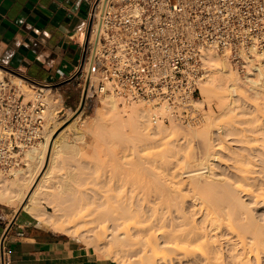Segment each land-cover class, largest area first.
<instances>
[{
    "label": "rangeland",
    "instance_id": "rangeland-1",
    "mask_svg": "<svg viewBox=\"0 0 264 264\" xmlns=\"http://www.w3.org/2000/svg\"><path fill=\"white\" fill-rule=\"evenodd\" d=\"M209 55L208 75L198 85L200 94L197 99V107L200 112V117L199 120L194 124H186L174 120L155 123L152 121V115L155 114V112H161V110L154 109L150 105L143 102L121 104L115 97L111 95L109 96L114 99V102H111L112 99H110L108 95H102L99 97H93L92 99L87 100L86 104L82 105V100L80 99V89L77 85V81H73L66 90L69 96V100L75 101L77 103L76 106L69 110H66L65 114L58 118L56 115V111L61 106L60 99L55 97L56 95H50L51 93L46 91L48 95V103L50 104L55 102V111L53 110L52 115L50 116L52 118H49L48 111L50 110H48L47 108V121L45 126L46 132L45 139L43 141H45L46 137L51 134V136H57L60 140L67 142L71 146V148L68 150L56 152L53 157L54 162L51 164L53 179H50L42 185V199L40 201V204L44 207L45 211L48 212L52 220V223H47L48 225L46 224L47 226L51 227L52 229H56V227L70 228L73 233H68L69 235L75 237L86 247L95 251L98 256L102 257L108 264H118V260L116 261V259H119L118 257H127L128 260L132 261H126L124 262V264H143L144 262V264H147L150 260V264H152V258L154 257L153 264H156V258L158 253L160 252L159 248H156L155 256H153V254H151V250L148 249H145L142 252V248L145 246V243H141L142 246H140L141 244H137L139 245V248L136 247L137 249H133L132 251H130L131 248H134V245L136 244L131 245L129 244V241L125 242V240L122 243L111 242V236L115 232V229L112 227V223L109 220L105 219L104 217H100L93 211H86L84 212V215L80 217L70 216L69 213H71L79 203L78 201L81 197L78 198V196H81L80 194L82 193V191H86L88 193L87 195L91 194L93 191H97L98 188H101V186L104 185L102 179L106 181V184H108V172L113 173L114 171L116 172L117 170H119L120 172L118 171L119 173L117 174L126 175V172L128 170V173H131L132 170H130L129 168L132 169V166L129 165H134V163H127L129 164L128 167L126 162H131L132 160L129 159H134V157L141 155L139 156L140 158H143L140 159V161H142L141 164L145 163L144 160L147 161L145 164H143L144 168H148L150 170L151 168H155V166L157 167L154 169L155 171L150 170L151 172L153 171L156 174V176L151 177V179H153L152 181L148 179L149 181H151V184L148 181H145L144 183V185L147 184V186L149 187H145V189H149L145 190L146 202L148 201L147 203H149L150 201V205L145 202V204L147 205L144 206L149 207L144 208L148 209V212H151V205H158L160 207L161 204H164L166 202L160 200L161 197L158 196V194H154V189L155 187H157L156 181H158L159 179L164 181L168 180L165 181V183L167 182L169 184H174L179 188V191L181 190L183 192H187V194L185 193L186 195L184 200L187 207H190V209L188 208L191 211H189V214L192 215L195 204L200 203L202 198L194 199L192 197L193 192L189 183L184 180L185 177L183 173L186 172V170L189 171L191 169L197 168L194 166H199L200 168L209 163L208 171L210 172L207 171L204 174L207 175L208 173L212 174V172H214V178L216 180L218 179L217 181H222L221 178H224L223 175H225L226 172H229V170L224 169L226 168V164L224 163H229L230 160L232 161L236 156H238L236 153L235 155L234 152L244 150V153H247V148L244 147L245 142L243 144L236 142L235 138L237 137V135L234 134L232 136L231 134H228L230 131L225 130L227 129L225 128L226 125L238 124L241 125L242 128L244 126L246 127V129L243 128V130L246 132V134L248 133V137L251 134L250 132H252L251 136L253 134H256L257 136V134H259V136L257 137H259L260 140L257 142H264V60L253 63V65L263 68V73L262 75L260 74V77L258 73H256L257 70L253 69L252 72H250L249 66L247 71L241 73L235 70L227 60L223 62L221 61V58ZM224 72L229 75L228 78L225 77ZM15 75L19 76L17 74ZM9 77L17 84L18 90L20 92L27 95H31L33 93V89L27 82L19 80L13 75ZM229 78L232 80L229 81ZM202 83L206 84L208 86V89L213 90H201ZM232 83L236 86L235 90H230V88H227V86ZM129 104L134 106V109H136L138 115L142 112L141 110L146 111L147 109L148 111H150V115L149 112L146 111L148 112V121L150 122V128H145L144 130L141 129L140 132H136L130 130L131 127H129V129H126V127L122 128L116 125L117 127L111 126L109 128V125L104 124V117L106 115L109 116L114 108H117V110H119L123 114L124 118H126L130 113V107H128ZM127 112L129 113L127 114ZM100 113H103L104 115L98 117L100 116ZM138 118L141 121L144 119H141V117ZM258 124L260 126H258ZM251 127H253L255 131H253ZM140 133L144 134L143 136L145 137L140 136L142 138H137L136 136L141 135ZM225 133L227 135H225ZM208 136L210 137V142H213L212 144L215 146V148H220L219 150H217L218 152L215 153L216 157H214L216 159L214 160L213 157H210V159L208 160L205 159L204 156L206 148L204 147V139L206 137L208 138ZM233 137L235 138L231 139ZM251 138L253 139L252 141ZM251 138L250 143L252 144L254 142L255 144L256 139H254L253 136ZM226 145L229 150H227ZM257 148L259 147L257 146ZM133 154H135L136 156ZM129 155L132 157H130ZM122 157L127 158L128 161L122 160ZM24 159L26 163L29 162L26 154L24 155ZM117 159L121 161L119 162ZM49 160V155H47L43 164L34 173L32 183L27 189L26 194L31 191L34 184L39 180L40 176L46 169L45 167L49 165ZM151 164H153V166ZM145 165H147V167ZM159 166L163 169V171H161L162 169H158ZM123 168L127 170L125 171V169ZM133 169H135V166ZM123 170L125 172H123ZM157 170L159 172H157ZM169 170L174 171L169 172ZM68 171H73L77 174L75 175V178L72 182L73 189L69 192H61L57 188V183L54 180L59 177H64ZM164 171L166 173L169 172L170 174L166 175V173H164L165 175L163 176L162 172ZM172 172L177 173L178 175H174V173L172 175ZM181 172L183 173L181 174ZM19 175L20 173L16 176ZM111 175L113 174L109 175L110 178H112ZM157 175L162 176L163 178ZM169 175H171L172 177H170ZM16 176L12 178H0V190L5 188L6 185L10 184V182ZM114 177L117 178L118 176ZM158 177L159 179H155ZM153 181L156 182L154 183L156 184V186H154ZM106 184L105 186H103V188L107 187ZM218 184L217 185L221 188V184ZM216 187L215 189H217ZM220 188L218 187L219 190ZM151 190L154 191L152 192ZM147 191H149V194H147ZM200 193L201 194H197H199L200 196L211 195V193L207 194L206 191H200ZM190 196L192 199L190 198ZM156 197L158 198L156 199ZM12 199H15L19 203L20 207H22V202H25L24 200L21 202L17 197H12ZM241 199L244 202L242 205L240 202L238 203L239 205H241L239 206V208H244V210L249 213V219L253 220H249V227L256 232L264 234V202L260 200L255 201L254 198H246V196L240 197V200ZM159 200L160 202L162 201L164 203L158 202ZM167 203L170 202L167 201ZM52 205L56 206V213L63 214L61 217H59V215H52ZM166 205H161L162 208H158L156 206L157 211L154 208L152 210V212L155 210L154 214L150 213L151 215L149 213L145 214L147 212L144 211V219H146V223H151L153 229H155L158 225L157 218L158 216L163 214V211L161 210L162 212L160 213V215L156 213H159L160 209H164ZM189 205H194L192 207L193 209ZM171 208L168 207L167 210ZM170 211H173V209L169 210L168 212ZM222 213L224 216L222 223L226 225L225 229L223 228L220 231L221 234L219 233V231H216L217 233H219V235L215 232L211 233L212 240L215 241L214 244L218 243L217 248L219 247V251H222L223 253L221 254L223 255L222 263L233 264V258L231 257L233 254L238 258L243 256L239 245H237V238L234 236V232H231V227H236L234 225H237L238 221L232 214L225 212ZM170 214L172 213L170 212ZM170 214L165 213L166 216H170ZM196 218L198 222H201V225H203L201 217L197 216ZM228 224L231 226H229ZM246 240L251 239L248 238ZM118 243L119 245L118 247H116ZM124 243L128 244L125 246ZM119 246H124L122 248H128L121 249ZM135 250H138V252ZM124 251H126V254L129 255L124 254ZM119 252L125 256H121L122 254H120ZM130 252L133 253L131 254ZM253 252H255V254ZM253 252L251 254L250 252H248L250 254V259L254 260V262L252 260V264H264V253L260 250L258 252ZM256 254L258 256H255ZM132 256L133 259L130 258ZM254 256L256 258L258 257L256 261ZM115 257L117 258L115 259ZM135 257H137L138 259L139 257H142L143 262L139 261L140 263H136L138 259ZM172 264L179 263L173 262Z\"/></svg>",
    "mask_w": 264,
    "mask_h": 264
},
{
    "label": "built area",
    "instance_id": "built-area-1",
    "mask_svg": "<svg viewBox=\"0 0 264 264\" xmlns=\"http://www.w3.org/2000/svg\"><path fill=\"white\" fill-rule=\"evenodd\" d=\"M80 45L73 80L83 104L111 95L161 110L155 123L194 124L209 54L241 73L264 60V0H93ZM8 75L16 76L0 66V178L19 174L26 150L45 139L54 89L23 77L27 95Z\"/></svg>",
    "mask_w": 264,
    "mask_h": 264
},
{
    "label": "bare ground",
    "instance_id": "bare-ground-1",
    "mask_svg": "<svg viewBox=\"0 0 264 264\" xmlns=\"http://www.w3.org/2000/svg\"><path fill=\"white\" fill-rule=\"evenodd\" d=\"M211 55L214 56L213 54H210L209 56ZM208 60L209 58H207V61ZM221 61L225 62V59L221 58ZM253 69L257 70L256 73H258V75L261 77L263 73V68L253 65V63H249V71L252 72ZM224 75L227 78L229 76L227 75L226 72H224ZM15 77H17L19 80H22L19 76H15ZM231 80L232 79L229 78V81ZM235 87L236 86L233 83L227 86V88L228 89L230 88V90H235ZM201 90L207 91V90H213V89H208V86L202 83ZM109 98L112 99L111 96H109ZM113 100L114 99H112L111 102H114ZM54 103H50L48 105V110H50L48 111L49 118H52L50 116L52 115V112L55 108ZM130 104H133V103H130ZM130 104L128 106L130 107L129 108L130 113L127 112V114L128 113L129 114L127 115L126 118H124L123 114L119 110H117V108H114L112 113L109 116L106 115L104 117V120H103L104 124L109 125V128L111 126H116V125L122 128L126 127V129H129V127H131L130 130L136 131V132L137 131L140 132L141 129L144 130L145 128H150L149 126L150 122L148 121L149 119L148 112L150 115V111H148L147 109L146 111L148 112H146L145 110H141L142 112L138 115V112L136 111V109H134V106ZM99 115L100 116L98 117H101L104 114L100 113ZM138 117H141V119L142 118L144 119L141 121ZM240 126L241 125H238V124L237 125L235 124L226 125L225 128L227 129L225 130H229L231 133L229 132L228 134H231L232 136L234 134L237 135L236 138L235 137L231 138V139L235 138L236 142H239L242 144L244 142L247 143V144L244 143V147L247 148V153H244V150L234 152V154L236 153L238 156H236L234 159L231 158L233 160L232 161L230 160L229 163H224L226 164V168L224 169L229 170V172L228 173L226 172V174L224 172L225 175H223L224 178H221L222 181L221 180L217 181L218 179L216 180L214 178V174H213L214 172H212V174L211 173H208L207 175L204 174L209 170L208 169L209 163L200 168L199 166H194L197 168L191 169L189 171L186 170V172L184 173L181 172V174L182 173L184 174V177H185L184 180L187 183H189L191 187V190L193 192L192 197L194 199L202 198L200 203L195 204L194 209L192 208L194 205L193 206L189 205L193 209L192 215L189 214L190 207H187L185 200H184L187 192H183L181 190L180 192L179 188L176 187L174 184H169L167 182L165 183V181H168V180H165V181L161 180L159 179V177H162V176L157 175L159 177L155 179H159L160 181L159 180L156 181L157 183L154 182L155 180L153 181V184L154 183L157 184V187H155V189L152 187L155 190V191L153 190L155 192L154 194H158V196L161 197V199L159 198L160 200L166 201L165 203L161 201L162 203H164V204H161L162 206L166 204H169V205H166L164 209H160L159 213L155 212L156 214L160 215V213L163 211V214H161L157 218L158 225L156 226L155 229H153V227L151 226V223H146V219H144L145 218L144 211L147 212L145 214H148V213L154 214V211L156 210V206L158 208H162L161 205L160 207L158 205L156 206L151 205L150 210L151 209L153 210L154 208L155 210L153 212L152 210L151 212H148V209H145V208H148L149 206L148 207L144 206L147 204L150 205V201L149 203H147L148 201L146 202V197H145V190H149V189H145V187L147 188L149 187L147 186V184L144 185V183L145 181L146 182L148 181L150 183L153 180L151 179V177L156 176L155 172L153 171H155L154 169L157 167L155 166V168H151L153 166V164H151L152 166L150 167L151 168L150 170H153L152 172L148 168H144L143 164H145L147 161L144 160L145 163L141 164L142 161H140V159L142 157L141 158L139 157L141 155L136 156L135 154L133 155H135L137 158L134 157V159L133 158L129 159V160H132L133 162L132 161L130 162L127 160V158H125L128 156L121 158L122 160L128 161L126 162V164L134 163V165L127 164V166L128 165L132 166V169L129 168L130 170H132L131 173H128V170L125 169L127 166L123 168L125 169V171L127 170L126 175L117 174L120 172L119 170H117L116 172L112 171L113 173L108 172L107 183L109 185L106 184L105 183L106 181L102 179V181L104 182L103 183L104 185H102L101 188H103L105 184L107 185V187H104L103 189L98 188L97 191H93L89 195H87L88 193L86 191H82V193L80 194L81 196H78V198L81 197L78 201L79 203L73 209V211L69 213V215L74 216V217H80V216H83L84 212L86 211H89V212L93 211L100 217H104L105 219L109 220L112 223V227L115 229V232L111 236V242L122 243L125 240V242L129 241V244L131 245L136 244L134 245V248H131V250L128 249L130 251H132L133 249L139 248V245L137 244L145 243V246L142 248V252L145 249L151 250V254H153V256L156 255L155 253L156 248H159L160 252L158 253L157 258H156L157 259L156 264H172L173 262H177L179 264H182V263L183 264H223L222 263L223 255H221L223 253L222 251H219V247L217 248L218 243L214 244L215 241L212 240L211 233H214V232L217 233L216 231H219L220 233V231L223 228L225 229L226 225L222 223L223 217H224L222 212L230 213L238 221V224L234 225L236 227H233V226L231 227V232H234L233 234L237 238V241H238L237 245H239L242 251L241 253L243 255L240 258H238V257H235L233 254L231 256L233 258V264H252L253 259L252 260L250 259V254L253 251L258 252L260 250L264 253V234L256 232L255 230H252L249 227L248 224L250 223V221H253V220H250L249 213H247L246 210H244V208H239V206H241L244 202L242 199L240 200V197L242 196H246V198L251 197V198H254L255 201L260 200L264 202V142L263 143L257 142L260 140L259 137H257L259 136V134H257V136L256 134L255 135L253 134L252 136L254 139H256V141H255V144L254 142L251 144L250 138L252 137L251 136L252 132H250L251 134L248 137L247 135L248 133L246 134V132L243 130V128L246 129V127L243 126L242 128V126L241 127ZM258 126L260 125L258 124ZM251 128L253 131H255L253 127ZM226 133L225 135H227ZM143 135L144 134H141L136 137L137 138L145 137ZM252 140L253 139L251 138V141ZM212 143L210 142L209 136L208 138L206 137L204 139V147H206L205 154H204L205 159L209 160L210 157H213V160L216 159L215 153L218 152L217 150H219L220 148L219 147L215 148V146ZM257 146L259 148H257ZM70 148L71 146L67 142L60 140L57 136L53 137L51 136V134L48 135L45 141L38 142L35 146L26 150L25 154L29 162L26 163L27 165L25 168L21 169V171L19 172L20 175L16 176L10 182L9 184L10 187L9 186L7 187L11 189V192H13V189L15 188L18 189L20 191L19 194H20L21 199H23V197L25 199L24 208L29 210L32 214H34L36 217H38L41 221L45 223L50 224L52 223V220L48 212H46L44 207L41 206L40 204L41 203L40 201L42 199L41 198L42 185L45 182L49 181L50 179H53V171L51 170V164L54 162L53 157L56 154V152L68 150ZM226 148H227V145H226ZM49 150H50V154H49ZM227 150L229 149L227 148ZM47 155H49V159H50L49 165L45 167L46 169L40 176L39 180L34 184L31 191L24 196V193H21L22 189L29 188V186L32 183L33 177H34V173L43 164L45 157ZM118 161L120 162L121 160H118ZM224 161H227V160H224ZM134 166H135V169H133ZM145 166L147 167V165ZM158 169L161 170L162 168H160L159 166ZM125 171L123 170V172ZM161 171H163V169ZM170 171H174V170H169V172ZM157 172L159 171L157 170ZM169 172L166 173L164 171L162 172L163 174L162 173L161 174L164 176L165 175L164 173H166L167 175V174H170ZM173 173L174 172H172L171 174L173 175ZM110 174H113L111 175L112 178L109 177ZM75 175H77L76 172L74 173L73 171H68L64 177H59L55 179L54 181L57 183V188L61 192L71 191L73 189L72 182L75 178ZM174 175H178V174L174 173ZM114 176H118V177L116 178ZM169 176L172 177L171 175ZM148 179H150L151 181H149ZM218 183L221 184V188L220 186H218L219 185ZM156 184H154V186H156ZM216 186H218L220 190ZM215 187L218 190L215 189ZM200 191L201 192L206 191L207 194L211 193V195H207V196L201 195L200 196L199 195L201 194ZM147 192H148L147 194H149V191ZM10 197L11 195H7V199L4 196L2 197L1 190H0V200H8V198ZM157 198L158 197H156V199ZM160 200L158 202H160ZM167 201L170 203H167ZM145 202L147 204H145ZM239 202L241 203V205L238 204ZM168 207L173 209V211H170L172 214L168 212L169 210H171V209L167 210ZM52 208H53L52 209L53 216L59 215V217H61L63 215L62 213H56L57 208L55 205H52ZM164 210H167V211H164ZM165 213H169L170 216H166ZM196 215L198 217H201L203 225H201V222L200 223L198 222ZM56 230H59V231L61 230L67 233H73V231L70 228L56 227ZM219 233L217 234L219 235ZM248 238L251 240H246ZM127 244L124 243L125 246ZM118 245L119 243L116 245V247H118ZM140 246H142V244ZM119 247L121 249L128 248V247L122 248L124 246H119ZM235 247H238V246H235ZM135 251L138 252V250H135ZM124 252H125L124 254L127 253L126 251ZM248 252H250V254ZM130 253L132 254L133 252H130ZM253 253L255 254V252ZM126 255H129V254H126ZM121 256H125V255L122 254ZM255 256H258V255L256 254ZM255 256L254 258L256 261L258 257L256 258ZM116 258L117 257H115V259ZM118 258L119 259H116V261L118 260V264H124V262L126 261H131V260H128L127 257L126 258L118 257ZM130 258L133 259V256ZM152 259H153L152 262L154 263V257ZM139 261L143 262L142 257H139L136 263L137 262L140 263ZM150 261H148L147 264H150Z\"/></svg>",
    "mask_w": 264,
    "mask_h": 264
},
{
    "label": "crops",
    "instance_id": "crops-1",
    "mask_svg": "<svg viewBox=\"0 0 264 264\" xmlns=\"http://www.w3.org/2000/svg\"><path fill=\"white\" fill-rule=\"evenodd\" d=\"M92 1L0 0V63L22 78L52 86L60 115L77 104L66 90L80 65L81 29ZM8 186L1 190L2 197H11L0 200V264H107L25 209L20 191Z\"/></svg>",
    "mask_w": 264,
    "mask_h": 264
},
{
    "label": "water",
    "instance_id": "water-1",
    "mask_svg": "<svg viewBox=\"0 0 264 264\" xmlns=\"http://www.w3.org/2000/svg\"><path fill=\"white\" fill-rule=\"evenodd\" d=\"M0 66H1L2 68H4L5 70L11 71V72L17 74L15 71L9 69L8 67H6V66H4V65H1V64H0ZM72 79H73V78L69 79L68 81H70V80H72ZM82 105H83V101H82Z\"/></svg>",
    "mask_w": 264,
    "mask_h": 264
},
{
    "label": "trees",
    "instance_id": "trees-1",
    "mask_svg": "<svg viewBox=\"0 0 264 264\" xmlns=\"http://www.w3.org/2000/svg\"><path fill=\"white\" fill-rule=\"evenodd\" d=\"M108 264V263H107Z\"/></svg>",
    "mask_w": 264,
    "mask_h": 264
}]
</instances>
